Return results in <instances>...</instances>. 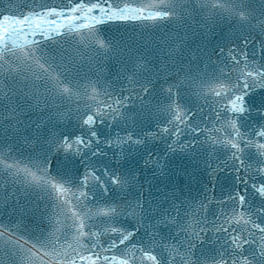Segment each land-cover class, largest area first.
Wrapping results in <instances>:
<instances>
[{
  "label": "snow or ice",
  "instance_id": "obj_1",
  "mask_svg": "<svg viewBox=\"0 0 264 264\" xmlns=\"http://www.w3.org/2000/svg\"><path fill=\"white\" fill-rule=\"evenodd\" d=\"M33 4L0 11V209L11 204L13 214L20 213L12 226L0 222V264H264V0ZM197 17L201 23L234 20L239 44L218 46L216 60L209 56L195 70L190 62L185 70L178 59L186 36L169 35L160 49L167 57L162 71L151 72L143 56V64L121 61L119 75L129 86L119 95L99 83L98 71L95 81L82 75L64 47L71 37L95 51L98 63L113 54L119 60L127 49L99 36L97 25L152 20L192 28L188 22ZM160 79L164 83L157 88ZM185 89L211 108L210 127L194 120L196 112L182 103ZM62 106L66 112L59 111ZM146 113L166 114L158 132L137 131ZM57 116L56 123L74 119L76 131L57 132ZM114 122L129 130L101 139L97 128ZM186 130L204 134L196 144L223 151L220 163L206 164L212 181L225 170L233 176L226 197L205 196L196 203L157 189L158 198L151 186L145 196L135 169L124 168L139 151L142 168L166 175L162 161L195 147L181 141ZM164 137L171 139L163 154L144 152ZM29 146L32 152L19 151ZM106 149L114 162H105ZM70 163L78 165L75 171ZM214 203L217 208L209 212ZM29 214L47 217L50 231L24 224ZM209 242L213 247L206 250Z\"/></svg>",
  "mask_w": 264,
  "mask_h": 264
},
{
  "label": "water",
  "instance_id": "obj_2",
  "mask_svg": "<svg viewBox=\"0 0 264 264\" xmlns=\"http://www.w3.org/2000/svg\"><path fill=\"white\" fill-rule=\"evenodd\" d=\"M51 2V0H49ZM59 2V0H57ZM0 11L6 9L16 10L19 9L23 11L21 6L25 4H33V0H0ZM255 6V5H254ZM201 17H197L195 20H191L188 23L192 25V28L181 27L174 23L168 21H152V20H127V21H108L103 24H99L96 27L99 29V36L104 38L107 42L112 44L120 45L121 48H126L127 50L122 53L120 59L118 60L115 54L111 58L105 56L103 61L98 63L94 58L96 52L89 48H84L83 46H78L69 38L68 42H65L64 47L69 50L70 55L75 58L76 64L81 67V74H87V78L93 81L97 80V71L101 73L99 77V83L105 84L109 87L110 91H114L115 94H121L120 89L128 88L127 81L119 75L123 69L121 68V61L128 63L130 61H138L139 63H145V59H141L143 56L146 58L147 68L151 72H159L163 70V65L167 59L164 53L161 52V47L163 46V41L169 35L171 36H181L185 37V43L183 46L182 56L178 59V64H183L185 70H187L189 63L191 62V68L195 70L198 66L203 68L208 62V57L211 56L213 60L217 57L214 50L218 46H229L231 41H235L239 44L240 40V30L236 27V22L223 20V21H204L201 23ZM57 39H60L59 37ZM249 55L251 57L252 49L249 48ZM101 64L103 66H101ZM168 67L173 71H177L178 68L173 66L171 62L168 63ZM209 72L211 67H209ZM148 73H145L147 75ZM171 82V75L169 78ZM164 83L163 79L156 82L157 88ZM126 95L127 93H123ZM264 95V92L260 93ZM181 101L186 104L189 108L196 112L193 117L198 123L202 122L203 125L211 126L210 121L214 119V113L211 108L205 104V101L200 99L197 100L195 97L191 96L187 89L181 92ZM77 103H83L82 101L73 103L71 107L76 108ZM137 111H139L140 101L135 102ZM154 110V103L151 105ZM203 106V112L200 111ZM61 112H66L65 107H61L59 110ZM128 111V110H125ZM129 115H134V113L129 112ZM148 114L141 119L144 120L142 125L137 127V131L142 127L144 133L148 132H158L159 127L163 126L167 116L164 113L155 115L154 117L147 118ZM33 120L36 119V114L31 117ZM60 118L57 116L54 118L53 123L55 124L57 132H73L76 129L73 127L75 125V120L65 117L63 123H56ZM159 122V125L158 123ZM192 121H190L191 123ZM131 125V122H129ZM126 129L122 122L113 123L109 126L107 123L101 125L97 128V131L101 139L105 138H115L117 133L121 136L125 134ZM171 137H164L158 139L157 141L150 142L144 152L151 151L155 156H160L165 152L167 147L166 140H170ZM182 142H193L194 148H189L185 152L177 151L168 156L165 161H162L166 165V175H153L150 168H142L141 156L143 152H133L131 157L127 162H124V168H134L138 176L140 183L144 185L145 196L149 195L147 191L151 186V192L156 197H160L162 192L171 193L175 192L182 200H191L196 203L199 200H203L205 196H211L214 199H221L226 197L228 192L233 188V176L229 174L228 170L219 172L217 174V179L212 181L209 176V169L207 167L206 161L215 166L225 159L223 151L217 150L215 153L207 145L201 146L196 144L195 141L198 139L203 141L205 136L201 133L198 137L190 134L188 130L185 134L181 136ZM40 144L35 145L36 149L40 148ZM109 152V157L105 160L113 162L116 157H112L111 150L106 149ZM19 151L24 154H28L33 151V148L29 146L28 148L21 147ZM69 167L75 171L78 167L76 164H69ZM3 179H7L4 177ZM157 189L162 190L158 191ZM42 207V203H41ZM217 205L214 203L209 206V212L216 209ZM20 213L17 211L13 214V207L11 204L3 206L0 209V222L4 224H9L10 226L19 219ZM24 224L28 225L30 228L44 229L47 233L50 231L49 222L47 217L41 221L37 216L33 219L31 214H29L24 219ZM211 235V233H209ZM213 247L211 242L206 245V250H210ZM38 264V262H37Z\"/></svg>",
  "mask_w": 264,
  "mask_h": 264
}]
</instances>
